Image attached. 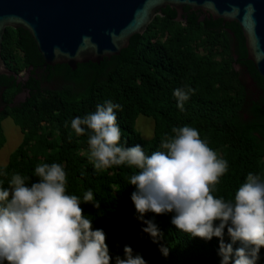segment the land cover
Masks as SVG:
<instances>
[{
  "label": "trees",
  "instance_id": "1",
  "mask_svg": "<svg viewBox=\"0 0 264 264\" xmlns=\"http://www.w3.org/2000/svg\"><path fill=\"white\" fill-rule=\"evenodd\" d=\"M1 56L16 74L32 67L26 85L13 76H0V148L4 119L11 118L22 135L7 163L0 165L4 187L17 173L30 177V186L38 182L37 165L61 164L67 174L66 194L80 197L93 229L106 234L111 264L116 256L124 258L125 246L146 264H221L219 239L205 241L182 233L171 224V213L145 215L155 221L162 238L154 242L143 232L131 200L136 189L129 184L139 170L122 165L96 171L88 159V134L77 136L71 121L95 112L98 104L108 100L118 103L123 109L116 110L122 143L127 141L125 147L139 144L149 156L161 150L165 134L174 135V127H193L228 163L213 195L234 200L248 173L264 179V79L248 59L236 22L213 19L187 6L178 19L175 9L166 7L118 55L99 63L77 64L73 71L66 64L44 67L30 34L7 27ZM53 80L62 84L46 88L47 81ZM185 86L195 94L181 111L173 92ZM26 87L25 100L13 103ZM141 115L153 120L150 139H144L135 127ZM89 189L100 202L99 209L83 203ZM224 242H231L226 230ZM162 246L169 249L166 257ZM259 256L257 264H264V248Z\"/></svg>",
  "mask_w": 264,
  "mask_h": 264
},
{
  "label": "clouds",
  "instance_id": "2",
  "mask_svg": "<svg viewBox=\"0 0 264 264\" xmlns=\"http://www.w3.org/2000/svg\"><path fill=\"white\" fill-rule=\"evenodd\" d=\"M195 94L191 87L177 88V108ZM116 110L111 100L98 104L95 112L71 121L77 136L88 134V159L96 171L127 165L138 169L129 184L135 186L131 200L136 219L154 242L162 233L148 213L173 214L171 224L192 238H218L221 264H257L264 248V179L248 173L234 200L216 198L213 193L228 163L219 158L197 129L174 127L162 137L160 149L150 156L139 145L125 147ZM67 127V124L65 125ZM69 135V140H71ZM38 182L13 174L8 186L0 182V264H111L112 257L102 229H93L85 217L81 199L66 194L67 174L61 164L43 163L35 168ZM83 203L96 209L100 202L91 189ZM225 230L230 243L224 242ZM162 254H169L161 247ZM124 258L115 264H146L125 246Z\"/></svg>",
  "mask_w": 264,
  "mask_h": 264
},
{
  "label": "water",
  "instance_id": "3",
  "mask_svg": "<svg viewBox=\"0 0 264 264\" xmlns=\"http://www.w3.org/2000/svg\"><path fill=\"white\" fill-rule=\"evenodd\" d=\"M186 6L236 22L248 59L264 79V0H0V76L23 82L32 69L16 74L5 65L1 42L7 27L30 34L44 67L66 64L73 71L77 64L118 55L162 9H175L180 19Z\"/></svg>",
  "mask_w": 264,
  "mask_h": 264
},
{
  "label": "rangeland",
  "instance_id": "4",
  "mask_svg": "<svg viewBox=\"0 0 264 264\" xmlns=\"http://www.w3.org/2000/svg\"><path fill=\"white\" fill-rule=\"evenodd\" d=\"M61 84L62 82L59 80L55 83V87ZM135 127L144 139H150L153 136V120L151 118L142 115L139 116L136 120ZM1 128L4 137V144L0 148V165H5L10 153L20 143L22 135L11 118L4 119L1 123Z\"/></svg>",
  "mask_w": 264,
  "mask_h": 264
},
{
  "label": "flooded vegetation",
  "instance_id": "5",
  "mask_svg": "<svg viewBox=\"0 0 264 264\" xmlns=\"http://www.w3.org/2000/svg\"><path fill=\"white\" fill-rule=\"evenodd\" d=\"M28 79H29V76L27 77V79H25L23 81V84L24 85H26ZM57 81H59V80H53V82H48L47 81V84H45V85H46L47 88L53 89V88H55V83ZM28 91H29V88L26 87V89H24L21 92H19L18 94H16V96H15V98L13 100V101H15V104H18L20 102H23L25 100L26 95L28 94Z\"/></svg>",
  "mask_w": 264,
  "mask_h": 264
}]
</instances>
